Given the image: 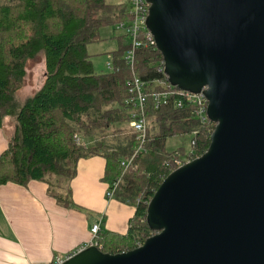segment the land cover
I'll use <instances>...</instances> for the list:
<instances>
[{"label": "trees", "instance_id": "obj_1", "mask_svg": "<svg viewBox=\"0 0 264 264\" xmlns=\"http://www.w3.org/2000/svg\"><path fill=\"white\" fill-rule=\"evenodd\" d=\"M0 5V128L14 120L15 135L0 156V187L32 181L49 185L60 204L73 207L70 182L78 163L95 156L106 160L104 182L121 180L115 197L136 206L126 234L101 230L98 248L121 254L142 246L157 232L147 223L149 204L163 181L181 166L202 157L210 148L216 123H204L197 106L171 94L157 106L154 94L173 87L154 47L135 51L126 61L131 38L116 36L119 49L111 53L110 72L96 73L88 46L99 42L100 31L131 21L128 4L107 0H9ZM43 59V86L21 102L30 62ZM146 83L148 125L143 150L130 126L133 106L127 84ZM179 92L178 87L172 88ZM182 102V107L179 104ZM116 144H109L110 133ZM191 136V151L166 149L174 136ZM77 138L81 143H78ZM89 141H93L89 144ZM137 168L125 172L121 163L134 156ZM53 263V262H52ZM51 263V264H52Z\"/></svg>", "mask_w": 264, "mask_h": 264}, {"label": "water", "instance_id": "obj_2", "mask_svg": "<svg viewBox=\"0 0 264 264\" xmlns=\"http://www.w3.org/2000/svg\"><path fill=\"white\" fill-rule=\"evenodd\" d=\"M146 1L170 84L209 101L211 145L160 185L142 246L62 264H264V0Z\"/></svg>", "mask_w": 264, "mask_h": 264}, {"label": "crops", "instance_id": "obj_3", "mask_svg": "<svg viewBox=\"0 0 264 264\" xmlns=\"http://www.w3.org/2000/svg\"><path fill=\"white\" fill-rule=\"evenodd\" d=\"M15 130L14 120H6L0 128V156ZM105 168L106 160L99 156L80 160L69 185L73 207L60 204L42 181H32L28 187L1 186L0 264H51L87 247L97 223L102 230L126 234L136 206L116 197L106 198Z\"/></svg>", "mask_w": 264, "mask_h": 264}, {"label": "built area", "instance_id": "obj_4", "mask_svg": "<svg viewBox=\"0 0 264 264\" xmlns=\"http://www.w3.org/2000/svg\"><path fill=\"white\" fill-rule=\"evenodd\" d=\"M151 4L146 0H129L128 3V13L131 16V21L128 23H122L117 26V30L123 33L128 34L132 38V48L127 52L125 58L128 64H134L135 51L140 47H154L157 49L156 40L152 32L147 28V19L150 14ZM158 50V49H157ZM163 68L161 69L165 72V63H162ZM108 67L111 68V63L108 64ZM128 87V104L133 106L132 111V121L130 126L137 134V140L140 143L139 150L144 149V145L147 141L148 136V125L145 117V109L147 102V93H146V83L140 78H134L127 84ZM173 87L168 88L167 90L154 94L155 101L157 106L166 100L171 94H178L183 97L188 104L197 106V116L205 123L208 118V106L209 101L203 92L195 94L188 91H183L179 89V92H175ZM182 102L179 104V107H182ZM78 143H81L80 139L77 138ZM125 159L122 161L121 165L125 169V172L134 171L137 166L135 165V157ZM121 180L111 183L108 187L106 198L111 200L115 197L117 190L119 189ZM101 223L93 225L91 234L92 240L87 247L97 246L96 238L97 235L101 232ZM86 248V247H85ZM83 248V249H85ZM80 249L79 251L83 250ZM74 252L67 255L65 258L56 259L52 264H62L65 260L72 257Z\"/></svg>", "mask_w": 264, "mask_h": 264}, {"label": "rangeland", "instance_id": "obj_5", "mask_svg": "<svg viewBox=\"0 0 264 264\" xmlns=\"http://www.w3.org/2000/svg\"><path fill=\"white\" fill-rule=\"evenodd\" d=\"M109 4H117V0H107ZM116 2V3H115ZM10 4L9 0H0V5ZM124 33L121 31L114 32L113 27H104L100 31L101 40L92 43L88 46V52L91 55L94 69L98 74H106L111 70L108 64L112 61L114 51L119 49V43L116 36H121ZM132 38L128 40L127 44H131ZM45 65L43 59L39 58L36 61L30 62L27 68V77L25 80V87L20 93V101L23 102L39 90L45 79ZM89 143V142H88ZM109 144H116L112 132L108 138ZM184 149L187 153L191 151V136H174L168 139L166 149L168 152H174L178 149Z\"/></svg>", "mask_w": 264, "mask_h": 264}]
</instances>
